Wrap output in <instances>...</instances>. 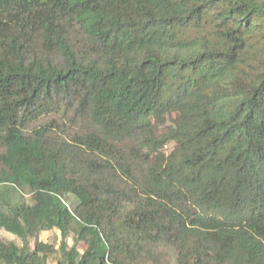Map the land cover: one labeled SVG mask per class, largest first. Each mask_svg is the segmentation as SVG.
<instances>
[{"label":"trees","instance_id":"trees-1","mask_svg":"<svg viewBox=\"0 0 264 264\" xmlns=\"http://www.w3.org/2000/svg\"><path fill=\"white\" fill-rule=\"evenodd\" d=\"M1 229L0 264L54 229L57 264H264V0H0Z\"/></svg>","mask_w":264,"mask_h":264},{"label":"rangeland","instance_id":"rangeland-1","mask_svg":"<svg viewBox=\"0 0 264 264\" xmlns=\"http://www.w3.org/2000/svg\"><path fill=\"white\" fill-rule=\"evenodd\" d=\"M175 118H176L175 114L166 116V120L164 122L162 130H168L170 127H172L174 125ZM171 149H172V145L168 146V148H166V153H168ZM23 195L26 198L27 202L29 203L32 202L31 193L28 190H24ZM0 237L6 243L13 242L20 247L23 245V242L21 241L20 238L7 232L4 229L0 230ZM60 241H61V234L58 230L54 229V230L40 232L36 238L30 239V245L31 248L34 247V244L36 242H41L50 245L53 248V251H51V253L48 256L47 264H57L58 261L60 260V253H59ZM67 241L69 246L73 245V234H71L68 237ZM78 249L80 251H83L85 249V245L83 243H79ZM156 251L163 258L169 260L171 263L173 264L176 263V253L172 248H169L164 244H159L156 247Z\"/></svg>","mask_w":264,"mask_h":264}]
</instances>
